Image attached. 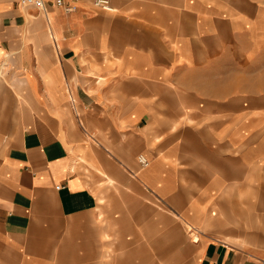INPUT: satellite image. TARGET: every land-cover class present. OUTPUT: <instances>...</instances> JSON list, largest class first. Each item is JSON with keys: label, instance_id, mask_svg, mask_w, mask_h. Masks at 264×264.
<instances>
[{"label": "crops", "instance_id": "0c3cea01", "mask_svg": "<svg viewBox=\"0 0 264 264\" xmlns=\"http://www.w3.org/2000/svg\"><path fill=\"white\" fill-rule=\"evenodd\" d=\"M64 2L0 0V264H264V0Z\"/></svg>", "mask_w": 264, "mask_h": 264}, {"label": "rangeland", "instance_id": "374dc122", "mask_svg": "<svg viewBox=\"0 0 264 264\" xmlns=\"http://www.w3.org/2000/svg\"><path fill=\"white\" fill-rule=\"evenodd\" d=\"M262 55V54H261ZM262 57L263 56H261V58H260V60L262 59ZM241 59L240 58H234V62L236 63V62H239ZM239 65V64H238ZM264 65V61H263V63H262V66ZM256 67H254V69H255ZM233 81H234V85H240V86H247L243 81H242V79L239 77V76H235L234 75V79H233ZM260 82H253L252 81V83H248V86L250 85V86H252V85H256V84H262V85H264V81H262V80H259ZM251 82V81H250ZM236 89L234 90V93H239V92H241V90H239V87H235ZM243 91L244 92H254L255 91V89H247V88H245V90H244V88H243ZM263 93H264V90H263ZM263 128V130H264V122L262 123V126H261V129ZM178 226V225H177ZM175 228V227H174ZM169 237H171L172 238V240L174 239V237L175 236H177V231H176V229H173V228H171V225H169ZM189 230L191 229L190 227L188 228ZM177 230H178V234L181 236V237H183V235L185 236V241L186 242H189V241H191L192 239H193V237H190L189 236V238H188V235H186V234H184L183 232H182V230H181V228H179V226L177 227ZM191 231H194L193 229L191 230ZM196 231V230H195ZM190 232V231H189ZM160 250H158L157 251V253H160L159 252ZM143 252L144 251H141V253H139V254H143ZM155 253V252H154ZM164 255V254H163ZM162 255V256H163ZM154 257H150V258H152V259H148V261H146V260H144L143 258H141V259H139L138 258V256H137V258L136 259H133V262H132V264H161L162 262H163V264L166 262V261H164V256H163V259H161L160 257L161 256H157V255H153ZM160 261H162V262H160ZM173 261V260H172ZM172 261H170L169 260V264H171L172 263Z\"/></svg>", "mask_w": 264, "mask_h": 264}, {"label": "built area", "instance_id": "2783aa9c", "mask_svg": "<svg viewBox=\"0 0 264 264\" xmlns=\"http://www.w3.org/2000/svg\"><path fill=\"white\" fill-rule=\"evenodd\" d=\"M47 2H50L55 7L64 8L67 13L74 11V7L66 5L64 0H19V3L21 5L26 7H33L37 10L45 9ZM92 5L93 7L101 11H112L111 0H92ZM138 162L142 167H146L148 165V161L142 155L138 156Z\"/></svg>", "mask_w": 264, "mask_h": 264}, {"label": "bare ground", "instance_id": "6f19581e", "mask_svg": "<svg viewBox=\"0 0 264 264\" xmlns=\"http://www.w3.org/2000/svg\"><path fill=\"white\" fill-rule=\"evenodd\" d=\"M42 10H44V9H41V11ZM190 233H191V235H192V237H193L195 242L199 240V236L200 235H199L198 231H190Z\"/></svg>", "mask_w": 264, "mask_h": 264}]
</instances>
